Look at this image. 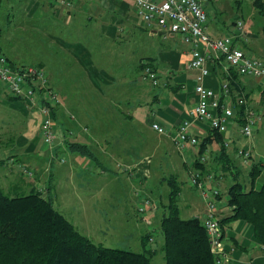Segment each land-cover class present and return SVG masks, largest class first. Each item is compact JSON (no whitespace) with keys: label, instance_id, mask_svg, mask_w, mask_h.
<instances>
[{"label":"crops","instance_id":"crops-1","mask_svg":"<svg viewBox=\"0 0 264 264\" xmlns=\"http://www.w3.org/2000/svg\"><path fill=\"white\" fill-rule=\"evenodd\" d=\"M48 1L50 6L42 14L51 15L58 25L56 46L61 52L58 59L62 66L58 69L51 68L47 61L48 66L43 61L44 66L42 64L37 66L44 69L49 84L59 99V106L54 110V126L58 133L56 147L50 159V148L43 144L39 132L42 119L39 111L41 102L38 101L34 107H31L23 100H13L14 97L10 96L0 85V105L8 107L9 103L19 102L26 105L22 108L11 105L13 109L18 108L17 110L22 111L21 113L24 115V132L13 146L0 147V170L4 173L3 177H13L14 169L12 168L21 165L34 172L35 178L39 180L47 162H53V169L49 171L51 174L48 175L51 180L53 176L61 174V163L65 165L66 162L65 155L66 157L69 155L68 173L81 167L87 171L90 169L89 171L94 177L106 176V173L109 172L107 169L100 170L101 166L99 169L95 159L69 152L65 145L66 141H70L90 146V142L95 141L90 128L75 123V118L67 110L68 107H71V103H66L59 97L60 94L63 100L70 98L66 94L68 89L60 81V78L65 76L71 83L73 80L84 82L91 92H99L103 100L116 98L125 103L130 99L126 97L127 94L145 100V106L137 105L124 109L131 111L137 127L162 138L161 146L167 147V150L171 152V157L169 156L171 170L168 177L175 176L177 178L181 189L179 199L183 204L181 206L185 211H189V218H201L205 209L199 196L191 191L188 193L182 191V185L188 181L189 173L195 170L194 162L198 157L199 148L186 146L185 150L180 152L172 141L177 127L186 121L192 122L191 134L196 136L199 142L209 134L208 127L204 123L193 122L190 115L197 101L194 92L196 72L186 68L191 58L190 45L185 44L179 35L146 26L136 15L135 6L130 0ZM154 1L161 2L162 0ZM201 2L207 15L205 30L209 36L221 38L236 34L237 24L241 23L243 36L236 38V46L252 57L264 59V0H201ZM158 37H162L164 41L169 40V44H160ZM143 39L146 44L134 55L131 46ZM158 43L164 46L159 47ZM210 57V61L207 63L210 75L205 80V86L219 92L221 84L228 82L229 95H222L220 101L231 108L235 114V118L230 121L229 131L226 135L233 142L231 148L226 149L225 156L239 167H243L241 159L236 156V151L240 148L250 150L249 144L256 140H246L238 134L242 120L239 113L240 108L236 105L235 100L239 95L244 96L248 105L260 112L262 117L263 111L260 107L264 106V90L258 79L239 76L233 70L227 72L222 60ZM54 58L57 59L55 56ZM146 63H151L158 75L159 86L157 88H151L149 84L148 88L142 83L144 80L140 79V76L138 78L126 70V68H133L134 64L141 69V66ZM117 68L122 70L119 71ZM162 75L164 76L163 80ZM77 76L80 78L78 79ZM56 78L59 79L54 82ZM96 80L105 85V87H101L102 90L95 84ZM56 83L59 85H55ZM103 90L107 91L103 92ZM111 90L118 93L114 94ZM93 95L95 94L91 93V100H93ZM1 97H4L6 101H1ZM97 109L91 111L92 114L103 113ZM84 113L87 114L86 110ZM11 120L13 119L6 120L5 126L9 125ZM153 123L163 126L166 129V134L158 135L151 131L150 127ZM70 127L73 129L68 130ZM68 133H73V136L69 138ZM64 136L67 139L63 140ZM221 150L222 148L216 142L207 146L204 153L206 157L204 166L207 172L203 177L208 175L213 177L212 181L207 178L204 180L207 187L217 186L223 190L230 182V177L227 176V172L218 169V164L224 157ZM60 154L61 157H59ZM98 159L101 162L102 156ZM90 160L95 162V166H89ZM263 161L261 155L257 156L252 153L251 165L260 164L262 167ZM251 165L247 166L244 171L239 168L243 181L247 180ZM97 177L94 179L96 180ZM258 178L261 183L256 188L264 184V176L261 175ZM93 182L92 184H95L94 180ZM223 204L224 200L222 199L218 203L222 217L228 213ZM152 209L149 210L148 219L154 216ZM147 225L151 227V223ZM223 242L230 256L227 264H264V247L254 239L249 225L242 222L230 224L225 228Z\"/></svg>","mask_w":264,"mask_h":264},{"label":"rangeland","instance_id":"rangeland-1","mask_svg":"<svg viewBox=\"0 0 264 264\" xmlns=\"http://www.w3.org/2000/svg\"><path fill=\"white\" fill-rule=\"evenodd\" d=\"M49 6L48 0H0V53L12 66H37L42 64V61L44 63L47 61L51 68L58 69L62 66L58 59L61 52L56 46L58 25L51 15L42 14ZM158 40L160 44L167 45L170 42L162 40V37H158ZM144 44L146 42L143 39L131 46L134 55L143 49ZM160 44L158 43L159 47L164 46ZM126 70L142 79V70L138 65L134 64L133 68ZM161 77L163 80L164 76ZM58 79L56 78L54 82ZM60 81L68 89L66 94L70 98L63 100L58 93L59 97L62 101L71 103L67 110L75 118V123L90 128L95 137V141L90 142L88 146L92 152L90 158L97 161L99 169L101 166L100 170L107 169L109 172L106 176H96V180L90 169L87 171L83 167L68 173L69 155L67 157L65 155L66 162L65 165L61 163V174L53 176L51 180L48 175L53 169V162H47L39 180L35 175L28 177L26 171H32L25 166H14L13 177L9 178L3 177L4 173L0 170V188L10 195L27 194L34 188L45 193L49 189L54 208L93 243L136 253L150 249L156 253L152 258V264H164L161 252L163 237L159 227L163 206L168 203L169 188L164 180L171 170L169 161L171 152L167 147L161 146L163 141L160 136L137 127L131 111L125 110L137 105L145 106V100H140L136 96L131 97V94L126 95L130 99L125 103L116 98L103 100L99 92H91L84 82L73 80L71 83L65 76L61 77ZM142 83L149 88L147 81ZM95 84L100 90L101 87H105L97 80ZM114 87L116 89V86ZM111 91L114 94L118 93L115 90ZM91 93L95 94L92 96L94 101L91 100ZM1 98V101H6L4 97ZM9 104L8 107L0 105V147L13 146L24 132V115L11 105L14 107L17 105L19 108L26 105L22 102ZM94 109L103 113L92 114ZM260 109L263 111L261 122L251 138L256 142L250 143L249 148L253 154L261 155V159H264V106ZM85 110L88 115L84 113ZM8 119L13 120L5 126L4 122ZM71 129L73 128L70 127L68 130ZM55 147L56 144L51 147L50 159ZM101 156L102 160L99 162L98 158ZM89 163V166H95L93 160ZM239 168L244 171L247 167ZM261 175L264 176V161ZM93 180L95 184H92ZM260 183V178H257L254 186L257 187ZM33 184L37 186L34 187ZM182 191L186 193L191 191L201 200L200 195L190 187L188 181L182 185ZM141 200H148L152 204L153 218H147L149 209L146 212L138 211ZM181 205L183 204L179 200L180 216L183 219L189 218V211H185ZM148 223H151V227H148ZM148 232L152 240L143 247L142 238Z\"/></svg>","mask_w":264,"mask_h":264},{"label":"trees","instance_id":"trees-1","mask_svg":"<svg viewBox=\"0 0 264 264\" xmlns=\"http://www.w3.org/2000/svg\"><path fill=\"white\" fill-rule=\"evenodd\" d=\"M147 66L155 71L151 63H146L141 66L142 73ZM58 106L52 109L54 125V110ZM239 113H242L241 109ZM72 136L73 133H68L69 138ZM212 142L220 145L224 155L218 169L230 177L223 190L217 187L220 192L217 202L223 199V207L228 212L222 217L218 205L223 234L230 224L242 222L251 227L254 239L264 247V184L259 188L254 186L262 167L260 164L251 165L248 178L243 181L239 166L225 156L222 136L216 131H209L208 136L199 142L198 157L204 155ZM65 145L71 153L92 156L85 144L66 141ZM49 150L51 154L52 148ZM198 157L194 168L203 177L207 170ZM164 181L169 188L168 203L163 206L159 227L163 237L164 264H215L200 218L183 219L180 216L181 189L177 178L167 177ZM152 208L149 202L144 211ZM149 233L142 238L143 247L152 240ZM155 254L150 249L136 253L93 243L54 208L49 189L45 193L34 188L27 194L10 195L0 188V264H152Z\"/></svg>","mask_w":264,"mask_h":264},{"label":"built area","instance_id":"built-area-1","mask_svg":"<svg viewBox=\"0 0 264 264\" xmlns=\"http://www.w3.org/2000/svg\"><path fill=\"white\" fill-rule=\"evenodd\" d=\"M130 1L135 6L136 15L146 26L179 35L185 44L190 45L191 58L186 68L196 72L194 92L197 97L195 106L190 112L191 118L193 122L204 123L209 131L220 134L223 147L230 149L233 141L226 135L235 114L220 101L222 95H229V84L223 82L220 91L215 92L205 86V80L210 75L207 63L210 61V56H213L217 60H222L227 72L233 70L239 76L258 79L264 90V59L252 57L236 46V38L243 36L242 24H237L236 34L213 38L205 30L207 15L201 0ZM142 79L147 81L151 88L159 86L158 75L151 67L144 68ZM0 85L10 96L23 100L31 107H34L38 101L41 102L39 111L42 119L39 132L43 144L51 148L58 138L52 120V109L59 105V99L50 87L43 68L32 65L12 66L0 53ZM235 102L242 110L238 134L243 139L250 140L261 120V113L252 109L242 95H239ZM191 123L183 122L175 132L172 141L180 152L185 150L186 146L199 148L198 138L190 131ZM151 129L158 135L166 134V129L158 123L151 124ZM236 156L241 159L242 166L252 164L250 150L240 148L236 151ZM198 158L200 163H206L204 155ZM26 174L33 176L29 171H26ZM206 178L210 181L213 179L211 175L202 177L197 170H193L189 173L188 184L199 192L202 199L205 211L200 221L207 235L215 264H227L230 256L225 249L224 234L219 223L217 197L220 192L217 186L207 187L204 181ZM148 204V201H142L138 211L144 212Z\"/></svg>","mask_w":264,"mask_h":264}]
</instances>
